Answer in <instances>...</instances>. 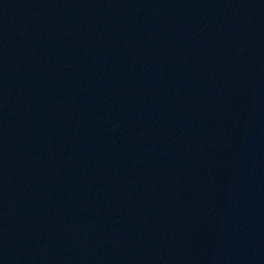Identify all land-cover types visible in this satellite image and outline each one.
Masks as SVG:
<instances>
[{"label": "water", "instance_id": "95a60500", "mask_svg": "<svg viewBox=\"0 0 264 264\" xmlns=\"http://www.w3.org/2000/svg\"><path fill=\"white\" fill-rule=\"evenodd\" d=\"M0 264H264V0H0Z\"/></svg>", "mask_w": 264, "mask_h": 264}]
</instances>
